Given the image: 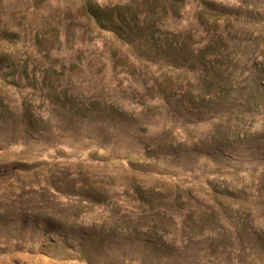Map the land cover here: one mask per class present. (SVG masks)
I'll return each instance as SVG.
<instances>
[{
  "label": "rangeland",
  "instance_id": "obj_1",
  "mask_svg": "<svg viewBox=\"0 0 264 264\" xmlns=\"http://www.w3.org/2000/svg\"><path fill=\"white\" fill-rule=\"evenodd\" d=\"M0 264H264V0H0Z\"/></svg>",
  "mask_w": 264,
  "mask_h": 264
},
{
  "label": "trees",
  "instance_id": "obj_2",
  "mask_svg": "<svg viewBox=\"0 0 264 264\" xmlns=\"http://www.w3.org/2000/svg\"><path fill=\"white\" fill-rule=\"evenodd\" d=\"M87 11L91 17H93L99 24H103L104 22H107L109 26L111 27V30L115 32L119 37L123 38L126 42L131 43L133 47H135L132 38L129 37V35H124V31L122 28L123 26L120 23H114L116 19L113 17L112 11L109 9V7L104 6L102 4L97 3L96 6L87 5ZM125 31L127 29H124ZM127 32V31H126Z\"/></svg>",
  "mask_w": 264,
  "mask_h": 264
}]
</instances>
